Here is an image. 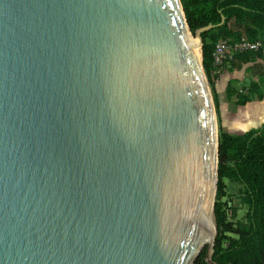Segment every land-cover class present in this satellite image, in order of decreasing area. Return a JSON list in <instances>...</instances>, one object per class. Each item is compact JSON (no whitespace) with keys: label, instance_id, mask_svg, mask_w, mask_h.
I'll return each instance as SVG.
<instances>
[{"label":"water","instance_id":"1","mask_svg":"<svg viewBox=\"0 0 264 264\" xmlns=\"http://www.w3.org/2000/svg\"><path fill=\"white\" fill-rule=\"evenodd\" d=\"M214 26L182 0H0V264H218Z\"/></svg>","mask_w":264,"mask_h":264},{"label":"trees","instance_id":"2","mask_svg":"<svg viewBox=\"0 0 264 264\" xmlns=\"http://www.w3.org/2000/svg\"><path fill=\"white\" fill-rule=\"evenodd\" d=\"M191 31L215 26L202 33L203 64L215 92L213 52L221 39L239 41L243 36L264 43V0H182ZM223 16L225 21H222ZM262 53L236 55L231 69L252 70L250 83L239 94L238 104L264 98ZM226 66V67H227ZM216 107L218 104L216 102ZM228 182L239 185L235 198L228 195ZM218 235L213 259L218 264H264V122L233 134L220 128L218 184L215 205ZM205 246L194 264H208Z\"/></svg>","mask_w":264,"mask_h":264},{"label":"crops","instance_id":"3","mask_svg":"<svg viewBox=\"0 0 264 264\" xmlns=\"http://www.w3.org/2000/svg\"><path fill=\"white\" fill-rule=\"evenodd\" d=\"M238 68L231 69L230 66L224 68L219 78L216 80L215 92L212 91L214 97V103L216 102L217 122L218 126L230 133L235 134V129L249 127L251 122L248 123L247 119L255 114H258L259 118L264 117V104L260 105L256 102L263 101L259 98H255L245 105L238 104L239 94L236 90H242L245 86L248 87L250 78L252 77V70L248 71L245 67L244 71L240 72ZM241 69V70H242ZM240 70V69H239ZM253 104H256L257 109L250 108ZM252 120V119H251ZM238 130V131H239Z\"/></svg>","mask_w":264,"mask_h":264},{"label":"built area","instance_id":"4","mask_svg":"<svg viewBox=\"0 0 264 264\" xmlns=\"http://www.w3.org/2000/svg\"><path fill=\"white\" fill-rule=\"evenodd\" d=\"M247 51L261 52V62L264 68V43L262 41L250 40L246 36H243L239 41L235 42H231L227 39L219 40L213 52V66L216 80L219 78L224 68L236 60L237 54Z\"/></svg>","mask_w":264,"mask_h":264},{"label":"rangeland","instance_id":"5","mask_svg":"<svg viewBox=\"0 0 264 264\" xmlns=\"http://www.w3.org/2000/svg\"><path fill=\"white\" fill-rule=\"evenodd\" d=\"M239 69H237V70L240 71V72L244 71V69H242V68H239ZM256 103L259 104L258 105V107H259L260 105H263L264 104V100L263 101H258ZM250 108H254L256 110L257 109V106H256V104H253L252 106H250ZM254 113L255 114L252 116V118L250 116L247 119L248 123H250L252 121L251 122V125H248L249 127L240 128V130L239 129H235V131L237 130L235 132V134H241V133L245 132L247 129H250L252 127H258V126H260L264 122V117H263V119L262 118H259L258 117V114H256V112H254ZM217 127H218V134H219L220 127L219 126H217ZM228 192H229L228 195H230V196H232V197L235 198V200H234L235 201V205H237L238 204V200L236 199L235 193L239 192V185L228 182Z\"/></svg>","mask_w":264,"mask_h":264},{"label":"bare ground","instance_id":"6","mask_svg":"<svg viewBox=\"0 0 264 264\" xmlns=\"http://www.w3.org/2000/svg\"><path fill=\"white\" fill-rule=\"evenodd\" d=\"M194 42L197 44L198 43V40L195 39Z\"/></svg>","mask_w":264,"mask_h":264}]
</instances>
